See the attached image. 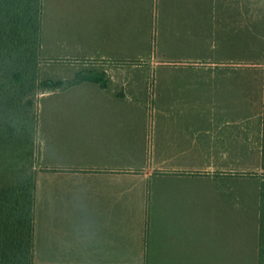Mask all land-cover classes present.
<instances>
[{"label": "crops", "instance_id": "crops-1", "mask_svg": "<svg viewBox=\"0 0 264 264\" xmlns=\"http://www.w3.org/2000/svg\"><path fill=\"white\" fill-rule=\"evenodd\" d=\"M164 1L154 23L152 0H43L44 78L88 67L107 85L38 96L34 264H264V77L184 74L171 57L146 87L124 67L155 26L166 52L204 49L210 29L215 49L251 43L252 11ZM188 84L203 102L187 105Z\"/></svg>", "mask_w": 264, "mask_h": 264}, {"label": "rangeland", "instance_id": "rangeland-1", "mask_svg": "<svg viewBox=\"0 0 264 264\" xmlns=\"http://www.w3.org/2000/svg\"><path fill=\"white\" fill-rule=\"evenodd\" d=\"M222 1L225 2L205 0V11L211 12L218 9L234 10L236 8L239 9L241 6L244 8L245 6L248 13L250 9L252 11L251 43H248L247 40L246 44L242 43L240 45L238 43L233 45L234 48H228L227 50L215 49L212 43L214 31L210 29L208 32L210 34L206 35L209 37L210 42L205 43L204 49H200V46L194 45L195 48L190 51L185 48L166 52L165 35L161 32L162 30H157V26H155V31L151 33V35L143 33L139 36L138 43L126 45V47H130L131 49L124 52L125 76H135L139 78L147 76V82H142L140 84H144L146 87L151 86L156 80H159V77H163L172 57L173 59H187L189 66L194 65L193 67H186L184 74H213L214 71V73L220 74L264 77V0H246V2L242 3L240 0ZM197 3L198 2L189 3L191 8H187L185 12H195L196 6H198ZM152 5L154 8L151 10L150 16L152 17L153 11L155 10L156 16L162 18L165 14V1L152 0ZM158 17H152L154 23L155 20L156 23L158 22ZM222 22H226V20H222ZM242 30H244V27ZM231 31L234 32L235 29ZM237 32H240L239 28ZM196 48H198V51ZM40 60L41 65L39 67L38 84L34 91L22 97H17L16 92H11V98L5 96L0 99V105L2 104L1 101L4 100L5 102H11L10 104L12 106L9 110L5 107L0 108V184L4 182L12 183L13 181L34 175L37 156L36 111L38 108V96L42 91L46 90L43 87V81L50 79L44 78L42 63H44L45 60H43L41 56ZM214 60H223L226 63L227 61L233 62V65L229 64L220 67L208 65L209 63L213 64L212 62H214ZM87 68L80 73H86L88 70ZM144 80L145 79H142V81ZM155 85L157 88L151 90V93L152 91L153 93H157L159 88L163 87V84L158 85L155 83ZM203 85L207 87L211 86V83L206 82L197 84V86L201 88ZM192 86L194 85L188 84V93L184 96V98H188L187 105L194 99V103H196V100H199L200 103L204 101V97L201 93L192 92L193 89L190 88ZM13 97L15 101L14 99L12 100ZM153 101L155 103V100ZM2 118L5 119L2 120ZM8 124H10L9 129L7 128ZM10 135H12V137Z\"/></svg>", "mask_w": 264, "mask_h": 264}, {"label": "trees", "instance_id": "trees-1", "mask_svg": "<svg viewBox=\"0 0 264 264\" xmlns=\"http://www.w3.org/2000/svg\"><path fill=\"white\" fill-rule=\"evenodd\" d=\"M42 16L43 0H0V99L11 92L22 97L37 88ZM84 81L107 85L106 74L93 70L69 81L46 79L43 87L54 90ZM1 103L0 108L12 107L11 102ZM34 232V175L0 184V264H34Z\"/></svg>", "mask_w": 264, "mask_h": 264}]
</instances>
